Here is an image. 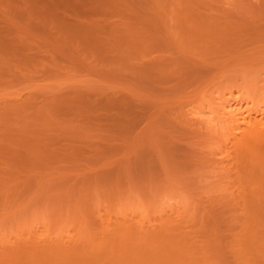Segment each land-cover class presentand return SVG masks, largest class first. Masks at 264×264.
Listing matches in <instances>:
<instances>
[{"label": "rangeland", "instance_id": "obj_1", "mask_svg": "<svg viewBox=\"0 0 264 264\" xmlns=\"http://www.w3.org/2000/svg\"><path fill=\"white\" fill-rule=\"evenodd\" d=\"M0 264H264V0H0Z\"/></svg>", "mask_w": 264, "mask_h": 264}, {"label": "bare ground", "instance_id": "obj_2", "mask_svg": "<svg viewBox=\"0 0 264 264\" xmlns=\"http://www.w3.org/2000/svg\"><path fill=\"white\" fill-rule=\"evenodd\" d=\"M230 103V102H229ZM232 107H233V105H232ZM231 107V105H226V108H225V110H226V112H228V113H230V116H232V115H235L234 117H237V118H239L240 116L238 115L239 113H241V112H237V110H234L233 108ZM237 109V108H236ZM240 110V109H239ZM227 113V114H228ZM238 115V116H237ZM241 115V114H240ZM245 118V117H244Z\"/></svg>", "mask_w": 264, "mask_h": 264}]
</instances>
